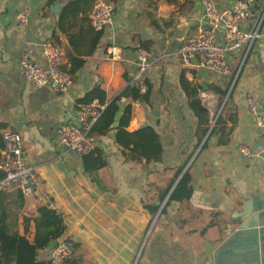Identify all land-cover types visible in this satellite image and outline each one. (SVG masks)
<instances>
[{
  "label": "crops",
  "instance_id": "1",
  "mask_svg": "<svg viewBox=\"0 0 264 264\" xmlns=\"http://www.w3.org/2000/svg\"><path fill=\"white\" fill-rule=\"evenodd\" d=\"M72 1L77 0H0V135L20 134L34 175L31 196L19 195L16 188L1 193L0 226L32 242L39 209L56 210L66 225L59 240L67 239L77 249L68 264H259L258 234L242 230L239 219L247 204L264 206V39L250 52L231 56L229 75L189 69L176 51L186 37L197 34L206 0H179L176 5L106 0L116 6L113 24L101 31L90 53L100 33L90 22L97 0L67 17L64 32L61 13ZM23 10L28 11L25 25L16 21ZM70 34L82 38L77 50ZM136 36L151 42L147 82L152 95L149 103L122 98L132 112L123 130L133 134L154 127L163 146L162 161L127 158L118 140L120 127L115 138L108 135L112 126L105 135L94 136L93 155L75 154L60 143L59 128L74 119L78 101L93 89L104 91L108 104L121 97L136 73ZM50 39L63 46L68 73L70 55L86 62L65 93L37 88L21 76L24 54L46 66L42 49ZM183 70L190 82L203 87L199 95L208 92L206 102L216 103L209 109L202 101L212 121L205 136L180 84ZM200 78L204 80L198 84ZM212 85L230 86L214 118L220 95L210 90ZM248 96L255 99L261 118L249 111ZM219 116L223 130L210 136ZM241 144L253 149L251 159L239 154ZM99 155L108 165L94 169ZM184 164L193 193L185 201H169L182 176L171 186L175 169ZM38 260L49 262L48 248L39 251Z\"/></svg>",
  "mask_w": 264,
  "mask_h": 264
},
{
  "label": "built area",
  "instance_id": "2",
  "mask_svg": "<svg viewBox=\"0 0 264 264\" xmlns=\"http://www.w3.org/2000/svg\"><path fill=\"white\" fill-rule=\"evenodd\" d=\"M116 6L113 2L97 0L90 15V22L97 32L113 24ZM16 21L25 25L28 11L16 15ZM264 39V0H233L229 4L220 0L204 2L202 23L195 36L186 37L176 51V57L182 66L226 76L231 73L230 58L241 50L250 52L254 45ZM136 53V73L130 83L141 93L147 91V71L152 66V55L134 43ZM46 66L39 65L24 54L20 60L21 76L37 88H52L65 93L72 85L73 77L65 70V51L55 39L48 40L42 49ZM208 92L199 97L205 103ZM249 111L261 118L258 105L252 96H248ZM106 105L95 100L89 104H80L74 119L59 128V141L72 152L80 156L93 154L97 142L91 131L101 117ZM210 109V108H209ZM0 190L16 188L24 196L34 194L33 167L24 156L23 141L19 133L5 131L1 133ZM239 154L245 159L254 156L253 149L245 144L238 147ZM75 245L67 239L58 240L48 248V261L51 264H68L76 257Z\"/></svg>",
  "mask_w": 264,
  "mask_h": 264
},
{
  "label": "trees",
  "instance_id": "3",
  "mask_svg": "<svg viewBox=\"0 0 264 264\" xmlns=\"http://www.w3.org/2000/svg\"><path fill=\"white\" fill-rule=\"evenodd\" d=\"M55 1L57 0H49V3L51 4ZM94 1L96 0H77L66 4L62 10L60 17L59 25L62 31L67 32V30H65L64 28L65 19L67 17L71 15L75 17L77 14L83 11L86 6ZM164 1L169 4L175 5L179 2V0ZM71 30L72 29H70L69 31ZM69 36L72 47L77 50L78 42H80L82 38L78 39L77 36H73L72 34H70ZM96 36L97 38L92 45L90 53H92L96 49L97 41L101 38V32ZM135 41L140 42L142 47L146 50H150L151 42H142L138 36L135 37ZM69 57L72 63L71 71L69 73L73 77L75 73L85 65L86 62L85 60L76 58L74 55H70ZM146 83L147 91L145 93H141L135 86L129 83V85L121 93V97L115 99L109 104L106 93L99 88L93 89L83 99H80L78 101L79 104H89L95 100H98L101 104L106 105L105 110L93 127L90 135L94 137L98 134L105 135L108 132L115 121V115L120 108V105L122 104L123 97L126 99H130L131 101L149 103L150 97L152 95V87L147 81ZM180 84L189 101L190 109L198 120V126L202 130L203 136H205L211 128L212 121L210 119L207 108L203 105L202 100L199 97V92L203 89V87L200 85H194L192 82H190L186 77L185 70H183L180 75ZM229 89L230 86L225 90L215 85L210 86V90L219 94L222 98H225L227 96ZM131 113V106L129 104L125 108L124 115L120 122L121 130L118 135V140L120 145L124 148V154L127 156V158H130L132 160L161 162L163 157V146L160 140V136L154 127L146 126L143 129L134 132L133 134H130L123 130L124 127L129 125ZM223 123L224 121L222 116H219L214 123L210 136L222 132L223 128H219V126ZM2 147L3 142L0 135V160ZM206 147L207 144L205 143L203 149H206ZM91 155L93 154L87 156ZM107 165L108 162L104 160L100 155L96 159H94V169H100ZM184 169L185 164L175 169V174L171 186L175 184L176 180L181 175L182 176L173 193L171 194L169 201H185L189 199L193 193L191 175L188 170L184 172ZM2 177L3 174L0 172V178ZM171 186L168 188L165 195L168 194ZM3 191L5 190H0L1 198L3 196L1 195ZM18 193L19 195L23 196L20 191H18ZM38 213L39 216L35 219L36 235L32 242L26 236H20L19 234L9 235L8 230L5 227L0 226V264H51L50 262L38 260V253L39 251L45 250L52 246L64 235V232L66 230L64 215L47 206L41 207Z\"/></svg>",
  "mask_w": 264,
  "mask_h": 264
},
{
  "label": "water",
  "instance_id": "4",
  "mask_svg": "<svg viewBox=\"0 0 264 264\" xmlns=\"http://www.w3.org/2000/svg\"><path fill=\"white\" fill-rule=\"evenodd\" d=\"M205 87V90H208L207 85H203ZM228 99V96L226 100ZM129 105L125 104V107ZM124 109L125 108H119L115 115V121L112 124L111 132L108 133L110 137L115 138L118 132V128L120 127L121 119L124 115ZM173 191V190H172ZM240 223H241V229L242 230H252L256 234H258L257 241V249H256V259L259 262V264H264V246H261V244H264V206H256L250 208V204H247L246 207L243 208L241 216H240ZM259 242V246H258Z\"/></svg>",
  "mask_w": 264,
  "mask_h": 264
},
{
  "label": "rangeland",
  "instance_id": "5",
  "mask_svg": "<svg viewBox=\"0 0 264 264\" xmlns=\"http://www.w3.org/2000/svg\"><path fill=\"white\" fill-rule=\"evenodd\" d=\"M235 77V76H234ZM200 80V82H197L198 84H200L201 82H203V78H200L199 79ZM214 93V92H213ZM215 95H217V94H215ZM218 97V107H217V110L216 111H214V113H213V115H211L213 118L217 115V113L220 111V109H221V107H222V104H223V102H224V98H220L218 95L216 96V98ZM211 103H212V101H211V99L209 100V102L207 103V102H205V105L207 106V104L209 105V108L210 109H212V106H211Z\"/></svg>",
  "mask_w": 264,
  "mask_h": 264
},
{
  "label": "bare ground",
  "instance_id": "6",
  "mask_svg": "<svg viewBox=\"0 0 264 264\" xmlns=\"http://www.w3.org/2000/svg\"><path fill=\"white\" fill-rule=\"evenodd\" d=\"M125 103H126V100H122V104L120 105V107H121V108H122V107H123V108H126V107H125ZM215 104H216V103L212 101V103H211L212 108L215 106ZM124 110H125V109H124Z\"/></svg>",
  "mask_w": 264,
  "mask_h": 264
}]
</instances>
